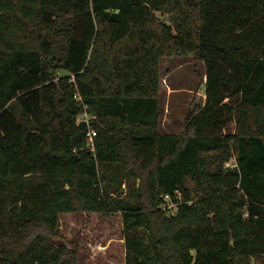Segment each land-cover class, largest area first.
I'll use <instances>...</instances> for the list:
<instances>
[{"label":"trees","instance_id":"1","mask_svg":"<svg viewBox=\"0 0 264 264\" xmlns=\"http://www.w3.org/2000/svg\"><path fill=\"white\" fill-rule=\"evenodd\" d=\"M185 57L204 102L162 134ZM115 212L125 264L264 256V0H0V264H78L61 216Z\"/></svg>","mask_w":264,"mask_h":264},{"label":"rangeland","instance_id":"2","mask_svg":"<svg viewBox=\"0 0 264 264\" xmlns=\"http://www.w3.org/2000/svg\"><path fill=\"white\" fill-rule=\"evenodd\" d=\"M158 16L164 19L160 14ZM160 72V132L181 134L186 115L204 102L205 65L192 57L164 58ZM62 74L66 73H59ZM234 130L232 124L225 132L232 134ZM122 229L119 212L112 215L68 213L61 216L57 239L51 240L56 245L75 250L78 264H125ZM252 263L264 264V256L253 259Z\"/></svg>","mask_w":264,"mask_h":264},{"label":"built area","instance_id":"3","mask_svg":"<svg viewBox=\"0 0 264 264\" xmlns=\"http://www.w3.org/2000/svg\"><path fill=\"white\" fill-rule=\"evenodd\" d=\"M88 119H89V117H88L87 114H85V115L82 116V120H86L87 121ZM96 135L97 134H96L95 131H90L88 133V141H89L90 145H92L91 147H93V142H94V138L96 137ZM164 199L167 202L168 208L172 210V214L174 215L175 214V211L174 210L176 209L175 205H173V204L170 203L169 196H166Z\"/></svg>","mask_w":264,"mask_h":264}]
</instances>
